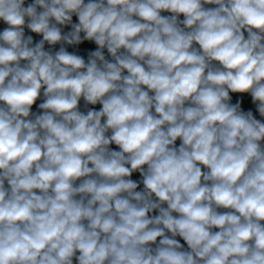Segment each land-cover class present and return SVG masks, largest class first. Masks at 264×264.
Here are the masks:
<instances>
[{
    "label": "clouds",
    "instance_id": "obj_1",
    "mask_svg": "<svg viewBox=\"0 0 264 264\" xmlns=\"http://www.w3.org/2000/svg\"><path fill=\"white\" fill-rule=\"evenodd\" d=\"M0 264H264V0H0Z\"/></svg>",
    "mask_w": 264,
    "mask_h": 264
},
{
    "label": "water",
    "instance_id": "obj_2",
    "mask_svg": "<svg viewBox=\"0 0 264 264\" xmlns=\"http://www.w3.org/2000/svg\"><path fill=\"white\" fill-rule=\"evenodd\" d=\"M84 47H94V46H92V45H88V44H85ZM248 106H249V105H247V104L245 105V107H248Z\"/></svg>",
    "mask_w": 264,
    "mask_h": 264
}]
</instances>
